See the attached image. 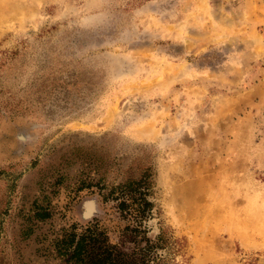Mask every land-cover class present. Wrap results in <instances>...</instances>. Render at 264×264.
Listing matches in <instances>:
<instances>
[{"label": "rangeland", "instance_id": "374dc122", "mask_svg": "<svg viewBox=\"0 0 264 264\" xmlns=\"http://www.w3.org/2000/svg\"><path fill=\"white\" fill-rule=\"evenodd\" d=\"M133 181L177 264H264V0H0V259L96 219L143 245Z\"/></svg>", "mask_w": 264, "mask_h": 264}, {"label": "trees", "instance_id": "16d2710c", "mask_svg": "<svg viewBox=\"0 0 264 264\" xmlns=\"http://www.w3.org/2000/svg\"><path fill=\"white\" fill-rule=\"evenodd\" d=\"M115 192L116 208L122 220L126 221L122 236L132 235L130 239L134 244L138 238L144 244L134 246L129 252L123 251L118 243L109 239L106 229L96 219L84 228H74L56 240L54 251L59 260L63 264H177L174 256L181 251L178 241L170 240L164 230L155 241L145 236L144 222L151 215L152 203L147 200L140 183L133 181L123 184ZM23 236H27V233L21 234ZM163 249L166 254H159V250ZM8 261L0 259V264H18Z\"/></svg>", "mask_w": 264, "mask_h": 264}, {"label": "bare ground", "instance_id": "6f19581e", "mask_svg": "<svg viewBox=\"0 0 264 264\" xmlns=\"http://www.w3.org/2000/svg\"><path fill=\"white\" fill-rule=\"evenodd\" d=\"M250 219H249V221L247 220V222H245L246 220L243 222L244 223L243 224L244 228L245 227H249L250 228L251 225L253 227H257L259 229H261L262 227H264V219H261L259 217H254V216L252 218H250Z\"/></svg>", "mask_w": 264, "mask_h": 264}]
</instances>
